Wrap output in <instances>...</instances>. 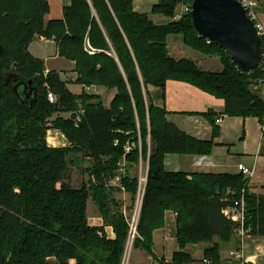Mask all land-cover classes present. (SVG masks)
I'll list each match as a JSON object with an SVG mask.
<instances>
[{"label":"trees","instance_id":"1","mask_svg":"<svg viewBox=\"0 0 264 264\" xmlns=\"http://www.w3.org/2000/svg\"><path fill=\"white\" fill-rule=\"evenodd\" d=\"M192 2L161 0L153 12L173 17L177 4ZM49 12L48 0H0V264H122L129 225L116 199L118 189L107 182L138 131L142 152L135 149L126 158L130 169L141 157L148 160L149 171L135 248L153 256L154 231L173 211L179 250L158 263L191 264L196 259L186 247L206 243L204 259L223 264L221 243L235 242L241 225L224 209L242 194L247 234L264 236V195L252 193L242 173L165 169L167 154L211 153L220 134L216 113H204L213 138L200 140L171 122L168 111L146 94L148 85L164 88L169 80H181L223 98L226 115L257 116L264 123V98L253 89L264 78L263 66L242 72L224 48L198 33L191 12L166 24L135 10L133 0H72L62 19L47 21ZM170 34L197 51L219 55L223 68L203 70L192 59L174 58ZM41 35L57 41L59 55L75 62L78 83L117 89L109 108L90 103L95 94L72 93L58 71L45 76L44 60L29 50ZM19 81L28 84L26 91L15 90ZM49 91L58 95L57 102H50ZM81 107L78 125L61 115ZM50 127L61 130L69 144L50 146ZM87 161L84 171L96 182L73 187L70 166L81 168ZM124 184L133 198L137 178L128 174ZM90 198L104 224L114 228V239L104 227L89 224Z\"/></svg>","mask_w":264,"mask_h":264},{"label":"crops","instance_id":"2","mask_svg":"<svg viewBox=\"0 0 264 264\" xmlns=\"http://www.w3.org/2000/svg\"><path fill=\"white\" fill-rule=\"evenodd\" d=\"M50 12L46 20L62 19L64 16V7L70 5L72 0H48ZM156 3L158 0H153ZM258 3L257 14L259 20L264 24V0H255ZM135 10L138 7L134 3ZM140 12V11H139ZM155 23L156 19L150 17ZM170 20L169 22H171ZM164 22V21H163ZM157 24H159L157 22ZM166 24V23H165ZM47 44H54V49L47 52L35 44V40ZM29 46L30 52L37 58L44 60L46 69L56 70L61 77L67 81L69 90L80 95L84 92V85L76 81L77 73L75 71V62L67 60L59 55V45L57 41H42L36 38ZM169 53L176 59L189 58L203 70L220 71L217 68L219 63L210 55L201 53L187 46L181 36L170 34L167 39ZM192 50V51H190ZM196 52V53H195ZM216 69H211L212 67ZM99 92L90 103H101L109 108L112 100L117 94V89H108L101 85H94ZM253 89L264 98V84L255 82ZM147 99L158 107H163L168 111L167 118L175 123L180 129L200 140H211L213 138V126L204 115L206 112L213 111L218 117H221L220 134L214 139V146L210 154H167L165 157V169L168 171H182L187 173H239L238 165L244 164L254 169V176L250 180L249 189L252 193L264 195V123L257 116L237 117L225 114V100L206 92L199 87L181 80H169L164 88L148 85L146 88ZM69 118L71 113L61 114ZM56 130V128H53ZM61 133L53 147L67 146L69 144L65 134ZM54 134L55 132L52 131ZM61 144V145H58ZM147 162V161H145ZM69 178V182H70ZM71 184V183H70ZM116 197L121 194L116 193ZM177 214L173 211H167L165 216V225L154 231L153 256L145 249L137 248V252H146L148 258L158 264L161 258L170 260L173 253L179 248H174L170 256L168 245L177 231ZM89 224L96 227H104L108 238L114 239L116 234L111 225H105L104 219L100 214L98 216L88 215ZM174 232V234L172 233ZM216 241H219L216 238ZM221 256L223 264H242L249 261L251 264H264V236L248 235L246 240H241L238 231H236L235 242L221 243ZM241 244V250L238 245ZM208 244H189L186 250L191 252L196 259L191 264H206L204 262V249ZM173 246V245H172ZM232 251H239L241 256L232 255ZM139 256V253H137Z\"/></svg>","mask_w":264,"mask_h":264},{"label":"built area","instance_id":"3","mask_svg":"<svg viewBox=\"0 0 264 264\" xmlns=\"http://www.w3.org/2000/svg\"><path fill=\"white\" fill-rule=\"evenodd\" d=\"M243 3V6L247 12V15L252 18L255 21V25L258 31V35L264 40V24L259 20L258 14H257V7L258 3L255 0H240ZM182 8L174 15V20H180L182 17L188 13L191 12L192 6L190 5H184L181 4ZM39 39L42 41H50L52 38H48L46 36H38ZM54 40V39H52ZM210 41V40H209ZM264 68V62L261 65ZM49 70L45 69L44 73L45 76H47ZM258 82L264 84V78H260ZM84 91L88 94H95L98 95L99 92L96 90V87L94 85H84ZM49 100L53 103L58 101V95L55 94L52 91H49L48 93ZM84 113V108L81 107L78 111L75 113H72L69 118H72L76 125H78L81 121L82 114ZM221 117L217 118V123L221 122ZM52 130L55 131V129L48 130V136H47V142L50 146H54V144L59 141L58 136L61 134L59 130H56L54 134L52 133ZM142 137L140 131H138V138L136 140H129L125 145V153L123 155V158L118 163V169L116 170V173L109 178L107 185L110 187H115L118 189L117 193L121 194V197H119L118 201L121 205L122 214L125 217L128 225H129V232H128V239L126 243L125 253L123 257L122 264H128V257H129V251L134 246V241L136 238L140 237V234L138 232V225L140 222L141 217V211L142 206L144 202V197L146 194L147 189V182H148V171H149V162H145L142 157L140 158V161L138 163H133V167L130 169L126 156L127 154L131 153L135 149H138L140 152H142ZM150 140H149V154H150ZM144 162L147 164L146 170H144ZM137 170L135 174H132V169ZM238 170L240 173L244 175L246 179H248L249 184L251 178L254 176V169L245 166L244 164L238 165ZM132 174L137 178V190L134 195V197H131L130 203L128 205V199L127 195L129 193L127 192L126 185L124 184V178L126 175ZM97 178L94 174H88L87 179L85 180L86 185L89 187L90 183L96 182ZM224 213L227 217L231 218L234 221H238L241 223L238 233L241 236L242 240H244L245 237H247V230L244 227V218H245V199L244 195L242 194L241 199L238 201H235L234 206H229L224 209ZM107 235V234H106ZM108 237V235H107ZM234 256H241V253L239 251H232L231 253ZM204 262L206 264H211L210 260L204 259ZM159 264V263H158ZM242 264H251L249 261H244Z\"/></svg>","mask_w":264,"mask_h":264},{"label":"water","instance_id":"4","mask_svg":"<svg viewBox=\"0 0 264 264\" xmlns=\"http://www.w3.org/2000/svg\"><path fill=\"white\" fill-rule=\"evenodd\" d=\"M191 17L198 33L224 48L242 72L250 73L263 64L264 40L240 0H193ZM20 87L26 91L28 84L19 81L15 90Z\"/></svg>","mask_w":264,"mask_h":264},{"label":"rangeland","instance_id":"5","mask_svg":"<svg viewBox=\"0 0 264 264\" xmlns=\"http://www.w3.org/2000/svg\"><path fill=\"white\" fill-rule=\"evenodd\" d=\"M160 1L161 0H158L156 3H154L155 1H153V0H133V2L138 7V10L140 12L147 13L149 15V17H152V18L154 17L159 24L168 23L170 20L175 21L173 19L174 16L172 17V16H168L166 14L154 13L153 12V6L155 4H158ZM181 4H184L186 6L187 5L192 6V3H179V4L176 5V7L174 9V15L177 12H179V10L182 8V5ZM34 45H36L37 47L38 46L42 47L47 52H51L54 49V47H55L54 44H47L46 45L44 42H41L38 39L35 40V44L32 45V48L34 47ZM190 51H192V50H190ZM206 55H210L211 57H213V59H216V62L219 63V65H217L218 66L217 68H220V69L223 68V65H222V62H221V58H220L219 55H217V54H206ZM211 69L212 70L213 69H216V67L214 66ZM209 71H211V70H209ZM54 117L51 118L50 121L53 120ZM50 129H53V127H50L48 130H50ZM48 130H47L46 138L48 136V132H49ZM54 132H56V131H54ZM51 134H53V133H51ZM58 145H61V144H58ZM89 165H90V162L87 161V162H85V163L82 164V167L81 168L78 167V166H70V172H69L70 177L69 178L71 180L70 183H71V185L73 187H80L82 185V183L87 179L89 173L87 171H84V169L86 167H88ZM146 168H147V164L144 162V170H146ZM136 172H137L136 168L135 169H132V174H135ZM119 197H121V196H118L117 195L116 199L118 200ZM127 199H128V205H129L130 200H131V195L130 194L127 195ZM87 213L90 216H98L99 215L98 206L95 204V202L93 201L92 198H90L88 200V211H87ZM172 233L174 234V232H172ZM174 235L175 236L172 238V240L169 242V245H168V252L166 253V254H168V256L171 255V253L173 252L174 248H176V249L179 248V245H178V242H177L176 232H175ZM239 237H240V235H239ZM241 240H242V238H241ZM244 240H246V237L244 238ZM136 249L137 248H135L134 246L130 249V251H129V257H128V264H154L155 263L154 260H152V259L150 260L148 258L146 252H137ZM137 253H139V256L137 255ZM171 256L173 257V255H171ZM172 257H168V258H170V260H171Z\"/></svg>","mask_w":264,"mask_h":264}]
</instances>
